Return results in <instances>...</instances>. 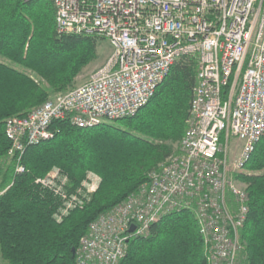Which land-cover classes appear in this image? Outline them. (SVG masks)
Returning <instances> with one entry per match:
<instances>
[{
    "label": "built area",
    "instance_id": "built-area-1",
    "mask_svg": "<svg viewBox=\"0 0 264 264\" xmlns=\"http://www.w3.org/2000/svg\"><path fill=\"white\" fill-rule=\"evenodd\" d=\"M52 2L59 34L101 35L113 50L88 81L5 119L6 157L14 159L16 172L26 170V148L53 138L58 121L91 127L133 116L179 58L198 63L179 151L89 224L75 249L76 263L120 264L131 236L147 234L168 213L189 209L208 264H239L241 229L250 211L239 175L264 136V0ZM100 182L90 172L82 188L68 192L58 170L35 179L61 197L59 220L83 207Z\"/></svg>",
    "mask_w": 264,
    "mask_h": 264
},
{
    "label": "trees",
    "instance_id": "trees-1",
    "mask_svg": "<svg viewBox=\"0 0 264 264\" xmlns=\"http://www.w3.org/2000/svg\"><path fill=\"white\" fill-rule=\"evenodd\" d=\"M0 0V257L1 264H77L78 246L89 224L148 179L172 152L186 129L198 63L182 56L154 96L129 117L78 127L57 122L58 132L26 148L24 172L7 158L5 119L24 114L51 94L71 87L97 56L96 34H59L52 0ZM20 65L37 75L21 70ZM79 185L89 170L101 176L83 207L59 220L60 196L35 183L53 166ZM239 175L247 183L250 211L241 229L239 264H264V136ZM120 264H208L195 214L184 209L133 235Z\"/></svg>",
    "mask_w": 264,
    "mask_h": 264
},
{
    "label": "rangeland",
    "instance_id": "rangeland-1",
    "mask_svg": "<svg viewBox=\"0 0 264 264\" xmlns=\"http://www.w3.org/2000/svg\"><path fill=\"white\" fill-rule=\"evenodd\" d=\"M45 1L46 0H38L37 1V5L38 6H44L45 5ZM97 35V34H96ZM99 38H98V48H97V56L95 59H93L88 65H86L81 73L75 78L74 80V83L71 87H69L68 89L76 86V85H79V84H82L86 81H88L91 77V74L93 73V71H95L99 66H101L102 64H104L106 62V60L108 59L109 55L112 53V50H113V46H112V43L110 42V40L106 39L104 36H101V35H97ZM24 71H26L27 73H30L32 74L34 77L36 78H39L37 77V75H35L34 73H31L30 70L26 69V68H23ZM66 89V90H68ZM66 90H63V91H66ZM62 92V91H61ZM53 94H51L50 96H52ZM49 96V97H50ZM186 127H187V123H186ZM179 141H176L173 143V152L172 153H177L179 151ZM166 160V159H165ZM164 160V161H165ZM162 162H160L161 164ZM159 164V165H160ZM158 165V166H159ZM55 170H58L61 177H63V179L65 178V187L67 188V191L68 192H76L78 191V189L82 188V185H83V182L87 179L88 177V174L90 172H94L96 173L95 171L93 170H89L86 174V176L84 177V179L82 180V182L77 185V186H74L72 187L71 186V183H70V180H69V176L68 174L60 167V166H53L46 174L44 175H41V176H38V177H45L47 176L49 173H51L52 171H55ZM246 170V169H245ZM244 170V171H245ZM98 174V173H97ZM99 175V174H98ZM100 176V175H99ZM101 177V176H100ZM37 178V177H36ZM102 179V178H101ZM242 179V178H241ZM245 184L247 185V183L245 182ZM100 185V184H99ZM248 186V185H247ZM99 187V186H98ZM96 191V190H95ZM91 194L93 192H90ZM79 243V242H78Z\"/></svg>",
    "mask_w": 264,
    "mask_h": 264
},
{
    "label": "crops",
    "instance_id": "crops-1",
    "mask_svg": "<svg viewBox=\"0 0 264 264\" xmlns=\"http://www.w3.org/2000/svg\"><path fill=\"white\" fill-rule=\"evenodd\" d=\"M0 60L4 61V62H11L9 59L5 58V57H1L0 56ZM18 68H20L21 70H23V67H21L20 65H16Z\"/></svg>",
    "mask_w": 264,
    "mask_h": 264
},
{
    "label": "water",
    "instance_id": "water-1",
    "mask_svg": "<svg viewBox=\"0 0 264 264\" xmlns=\"http://www.w3.org/2000/svg\"><path fill=\"white\" fill-rule=\"evenodd\" d=\"M134 229H135V225L132 224L131 227H130V231H134ZM75 249H76L75 247L72 248L74 253H75Z\"/></svg>",
    "mask_w": 264,
    "mask_h": 264
}]
</instances>
